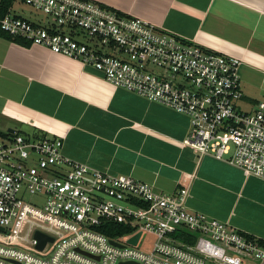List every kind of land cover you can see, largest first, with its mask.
I'll list each match as a JSON object with an SVG mask.
<instances>
[{"label": "built area", "instance_id": "1", "mask_svg": "<svg viewBox=\"0 0 264 264\" xmlns=\"http://www.w3.org/2000/svg\"><path fill=\"white\" fill-rule=\"evenodd\" d=\"M15 3L40 19L10 11L0 19L7 36L186 116L182 143L199 159L264 179V93L253 111L240 108L237 58L94 0ZM10 134L0 138V264H264L259 239L187 208L188 187L156 191L68 160L59 138ZM110 224L129 232L108 237ZM36 233L51 240L41 250Z\"/></svg>", "mask_w": 264, "mask_h": 264}, {"label": "crops", "instance_id": "2", "mask_svg": "<svg viewBox=\"0 0 264 264\" xmlns=\"http://www.w3.org/2000/svg\"><path fill=\"white\" fill-rule=\"evenodd\" d=\"M94 1L237 58L240 108L253 111L263 96L264 0ZM188 128L186 116L112 86L80 62L0 38V133L59 138L68 160L156 191L186 186L191 212L264 242V179L199 159L182 143Z\"/></svg>", "mask_w": 264, "mask_h": 264}, {"label": "trees", "instance_id": "3", "mask_svg": "<svg viewBox=\"0 0 264 264\" xmlns=\"http://www.w3.org/2000/svg\"><path fill=\"white\" fill-rule=\"evenodd\" d=\"M13 4H14V0H0V19L3 18L5 15H7L11 11ZM0 38L15 42L24 47H28V44H26L25 42L20 41L18 39H12L9 36H7L5 33H3L1 30H0ZM9 135L11 134L10 133H0V136H3V137L9 136ZM114 229H116L117 231L114 232L113 231ZM101 232L107 235L108 237L114 238L119 234H125V233H128L129 231L126 229H121L120 227H117L113 224H110V225H107V229H102ZM260 242L261 244H264L263 241L260 240Z\"/></svg>", "mask_w": 264, "mask_h": 264}, {"label": "rangeland", "instance_id": "4", "mask_svg": "<svg viewBox=\"0 0 264 264\" xmlns=\"http://www.w3.org/2000/svg\"><path fill=\"white\" fill-rule=\"evenodd\" d=\"M12 10H15V11H23L24 13V15H29V14H34V11H32L30 8H28L27 6H25V5H22L21 3H15V4H13V6H12V9H11V11ZM40 16V15H39ZM152 70H154L155 71V73L156 72H158L159 71V69L158 68H156V67H154V66H152V68H151ZM25 233V230H23L22 231V235ZM151 238L149 237V236H146V237H144V240H143V244H142V247H143V249L145 248V247H148L149 245H150V240ZM142 249V248H141Z\"/></svg>", "mask_w": 264, "mask_h": 264}, {"label": "water", "instance_id": "5", "mask_svg": "<svg viewBox=\"0 0 264 264\" xmlns=\"http://www.w3.org/2000/svg\"><path fill=\"white\" fill-rule=\"evenodd\" d=\"M9 133H14V131L10 130ZM138 237H139V235H136L134 238L129 240V243L132 245H135ZM35 238L38 240L37 249H39V250H41L44 247V245L47 241H51L49 238H47L46 236H44L40 233H36Z\"/></svg>", "mask_w": 264, "mask_h": 264}]
</instances>
